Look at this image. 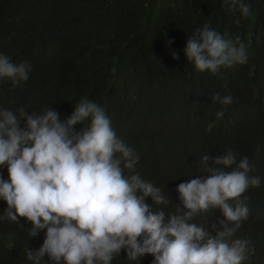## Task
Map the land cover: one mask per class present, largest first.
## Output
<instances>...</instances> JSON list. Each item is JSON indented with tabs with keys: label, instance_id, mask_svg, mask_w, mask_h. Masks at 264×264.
<instances>
[{
	"label": "trees",
	"instance_id": "1",
	"mask_svg": "<svg viewBox=\"0 0 264 264\" xmlns=\"http://www.w3.org/2000/svg\"><path fill=\"white\" fill-rule=\"evenodd\" d=\"M244 2L251 9L246 18L229 12L224 0H0V55L31 65L21 85L0 79V111L51 108L66 120L81 100L103 107L117 137L139 156L124 175L139 174L161 190L169 204L145 202L166 219L177 208L187 211L177 187L207 176L204 154L210 164L228 151L237 162L248 157L249 176H258L260 186L240 197L248 216L230 239L249 242L242 264H264V0ZM205 24L226 39L239 36L247 62L216 74L197 71L185 48ZM217 93L232 103L213 102ZM0 175L8 179L6 166ZM6 209L0 199V264H33L26 250H38L46 230L31 238V224L9 220ZM224 219L219 208L193 217L209 232ZM153 260L130 261L121 250L112 264ZM44 264H53L47 255Z\"/></svg>",
	"mask_w": 264,
	"mask_h": 264
},
{
	"label": "clouds",
	"instance_id": "2",
	"mask_svg": "<svg viewBox=\"0 0 264 264\" xmlns=\"http://www.w3.org/2000/svg\"><path fill=\"white\" fill-rule=\"evenodd\" d=\"M224 3L229 12L250 15L244 0ZM185 55L197 71L212 74L248 59L239 36L226 39L208 24L188 38ZM30 70L29 63L17 65L0 55V79L18 86L28 80ZM212 101L227 106L233 98L217 93ZM138 161L95 102L81 100L66 120L51 108L31 115L24 108L19 115L0 111V168L6 166L8 172L7 180L0 175L5 215L30 223L31 238L46 230L42 246L26 250L27 259L44 264L47 255L53 264H112L121 250L130 261L151 255L153 264H242L247 259L249 242L230 238L248 216L240 197L260 186L258 176H249L248 157L237 162L228 151L210 164V155L204 154L200 166L207 176L178 185L187 211L177 208L167 219L164 211H153L145 202L150 197L156 205L169 204L161 190L139 174L124 175ZM215 208L225 219L210 225L213 235L193 217Z\"/></svg>",
	"mask_w": 264,
	"mask_h": 264
}]
</instances>
